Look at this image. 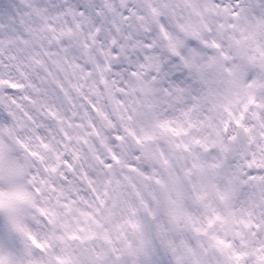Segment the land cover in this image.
<instances>
[{"label":"snow or ice","instance_id":"snow-or-ice-1","mask_svg":"<svg viewBox=\"0 0 264 264\" xmlns=\"http://www.w3.org/2000/svg\"><path fill=\"white\" fill-rule=\"evenodd\" d=\"M0 264H264V0H0Z\"/></svg>","mask_w":264,"mask_h":264}]
</instances>
